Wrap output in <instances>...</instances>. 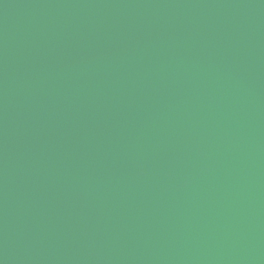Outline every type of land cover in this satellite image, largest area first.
I'll return each instance as SVG.
<instances>
[{"label":"water","instance_id":"obj_1","mask_svg":"<svg viewBox=\"0 0 264 264\" xmlns=\"http://www.w3.org/2000/svg\"><path fill=\"white\" fill-rule=\"evenodd\" d=\"M0 264H264V0H0Z\"/></svg>","mask_w":264,"mask_h":264}]
</instances>
